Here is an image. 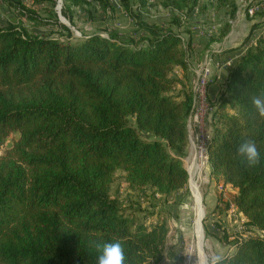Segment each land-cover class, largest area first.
Masks as SVG:
<instances>
[{
	"label": "trees",
	"instance_id": "trees-1",
	"mask_svg": "<svg viewBox=\"0 0 264 264\" xmlns=\"http://www.w3.org/2000/svg\"><path fill=\"white\" fill-rule=\"evenodd\" d=\"M2 1L18 16L62 30L52 36L0 25V143L13 136L0 155V264H96L98 246L113 241L122 244L124 264L160 262L166 221L138 223L112 195V183L121 169L143 192L151 186L170 195L188 185L177 154L189 151L192 83L182 97L171 92L184 81L175 70L186 75L191 67L192 35L178 30L179 15L168 26L146 21L149 0H119L137 25L128 39L117 29L75 36V8L98 3L113 11L111 0H62L69 24L55 10L59 0H49V17L23 0ZM201 1L164 3L190 12ZM207 1L237 18V0ZM260 27L264 19L253 23L244 45ZM253 41L228 68L220 105L209 99L208 152L212 173L237 189V209L256 233L215 264H264V117L251 103L264 94V34ZM245 140L260 151L257 166L236 155Z\"/></svg>",
	"mask_w": 264,
	"mask_h": 264
},
{
	"label": "rangeland",
	"instance_id": "rangeland-1",
	"mask_svg": "<svg viewBox=\"0 0 264 264\" xmlns=\"http://www.w3.org/2000/svg\"><path fill=\"white\" fill-rule=\"evenodd\" d=\"M23 1L28 7L37 11L39 15L49 17L52 8L49 0L44 2L39 0ZM111 1L114 5L113 11L110 9L105 11L98 3L76 7L74 12L75 25L72 27L75 36L81 37L83 34L94 32L107 35L109 29H117L123 39H128L131 35H134L137 25L133 22L132 17L121 6L119 0ZM164 2L166 3L167 0H149L146 7L142 9L144 19L151 23L157 22L168 26L174 15H179L183 27L176 29L182 31L184 37H189L191 34L195 44L191 50V60L192 57L194 60H204L207 48L212 43L215 46L210 51L213 50L217 53L220 49L223 50V54H228L224 59L226 60L233 57L237 49L246 48L260 34H264V27L253 30L248 43L243 44L250 36L253 23L264 19V1L237 0L239 11L235 19L229 18L224 9L217 8L207 0H202L200 6L195 7L190 12L168 7ZM57 7H55V10L58 11ZM250 7H256V11L252 16L246 13V10ZM228 22L231 25L229 32L227 35V32L223 35L227 30ZM8 23L22 24L31 32L52 36H59L62 30L59 26H42L25 17L18 16L13 8L0 0V25L5 26ZM232 52L234 53L230 56L229 54ZM209 56L211 55L209 54ZM221 60L223 61V59ZM175 74L177 75L176 70ZM194 78L190 75V83L186 79L181 84H177L171 93L179 96L183 95L187 89V84L190 87ZM219 105L218 102L216 106ZM225 110L234 112L235 108L227 105ZM130 119L135 124V119L133 117ZM142 135L147 139L154 137L150 133H142ZM12 137L9 136L4 143H0V155L4 154L12 144ZM177 155L181 158L185 168L189 166L190 160L193 158L191 145L186 154ZM201 168L195 174V180H192L199 186L205 209L203 233L207 263L215 264L220 258L235 251L237 241L247 235L256 233V231L250 230L246 226V218L237 209L235 203L237 189L230 184L226 185L222 178H218L212 173L211 168L205 169L202 165ZM112 195L122 202L127 209V213L132 212L137 217L138 223L150 226L159 220H164L168 225V239L163 259L160 262L148 261L145 264H194L197 258V237L195 234L197 214L190 180L185 188L170 195H162L156 193L151 186H147L144 192L140 189L131 188L125 179L124 171L119 169L114 174Z\"/></svg>",
	"mask_w": 264,
	"mask_h": 264
},
{
	"label": "built area",
	"instance_id": "built-area-1",
	"mask_svg": "<svg viewBox=\"0 0 264 264\" xmlns=\"http://www.w3.org/2000/svg\"><path fill=\"white\" fill-rule=\"evenodd\" d=\"M255 11L256 7H250L248 9V14L252 16ZM235 59L236 56L226 59L224 66L230 67ZM214 75L215 70L211 65L210 58L203 63L197 77L192 81L193 109L188 119V131L193 158L190 160V165L186 167L191 186L194 179L192 180L190 169L193 167L194 162L196 163V173L202 169L201 165L204 166L205 169L208 167L211 168L208 149L212 138V132L208 124V118L214 110V106L211 105L209 100L208 89ZM210 170H212V168Z\"/></svg>",
	"mask_w": 264,
	"mask_h": 264
},
{
	"label": "clouds",
	"instance_id": "clouds-1",
	"mask_svg": "<svg viewBox=\"0 0 264 264\" xmlns=\"http://www.w3.org/2000/svg\"><path fill=\"white\" fill-rule=\"evenodd\" d=\"M251 103L259 116L264 117V94L253 95ZM236 155L249 167L257 166L261 160L260 151L253 140H245L237 148ZM96 264H124L125 257L121 242H104L98 246Z\"/></svg>",
	"mask_w": 264,
	"mask_h": 264
},
{
	"label": "crops",
	"instance_id": "crops-1",
	"mask_svg": "<svg viewBox=\"0 0 264 264\" xmlns=\"http://www.w3.org/2000/svg\"><path fill=\"white\" fill-rule=\"evenodd\" d=\"M195 45V44H194ZM215 45L212 43L209 45V48H207V52H206V56L204 58V60H194L192 57V64L191 67L189 69V71L187 72V76L185 75V72L182 69H176L177 75L183 79L184 81H186V77L190 78L191 77H197L198 72L200 71L203 63L205 61H207V59L211 58V65L213 66V69L215 70V75L211 81V84L209 86L208 89V97L211 101L213 102H220V90L221 88L225 85L227 78H228V68L224 66V62H225V58L226 56H228V54H223L222 51L223 50H219L217 51V53L210 51V49H212V47H214ZM199 47V46H198ZM245 50V47H241L240 49H237L235 52V55L233 57L236 56V58L238 57V55H240L243 51ZM210 52V53H209ZM222 53V54H221ZM234 52L230 53L229 55L231 56ZM209 54L211 56H209ZM214 55V56H212ZM209 57V58H208ZM223 59V61L221 60ZM194 78V79H195ZM224 182V181H223ZM228 185V184H226Z\"/></svg>",
	"mask_w": 264,
	"mask_h": 264
},
{
	"label": "bare ground",
	"instance_id": "bare-ground-1",
	"mask_svg": "<svg viewBox=\"0 0 264 264\" xmlns=\"http://www.w3.org/2000/svg\"><path fill=\"white\" fill-rule=\"evenodd\" d=\"M191 170L192 179L195 180V174L197 172L196 163H193ZM192 191L195 197L196 203V221H195V234L197 237V258L194 264H208L207 256L204 250V233H203V217L205 215V209L202 203V195L199 190L198 184L192 182Z\"/></svg>",
	"mask_w": 264,
	"mask_h": 264
},
{
	"label": "water",
	"instance_id": "water-1",
	"mask_svg": "<svg viewBox=\"0 0 264 264\" xmlns=\"http://www.w3.org/2000/svg\"><path fill=\"white\" fill-rule=\"evenodd\" d=\"M60 1V3H59V5H58V14H59V16H60V20L62 21V22H64V23H66V24H69L67 21H66V19H65V17L62 15V13H61V8H62V0H59Z\"/></svg>",
	"mask_w": 264,
	"mask_h": 264
}]
</instances>
